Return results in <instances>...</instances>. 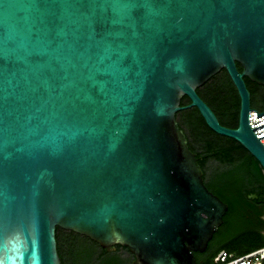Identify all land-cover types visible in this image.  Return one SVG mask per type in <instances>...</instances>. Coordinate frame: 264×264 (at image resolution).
<instances>
[{
    "label": "water",
    "instance_id": "water-1",
    "mask_svg": "<svg viewBox=\"0 0 264 264\" xmlns=\"http://www.w3.org/2000/svg\"><path fill=\"white\" fill-rule=\"evenodd\" d=\"M222 70L236 129L196 93ZM244 78L264 87V0H0V264H62L56 228L197 264L228 205L175 116L196 108L264 173Z\"/></svg>",
    "mask_w": 264,
    "mask_h": 264
},
{
    "label": "trees",
    "instance_id": "trees-1",
    "mask_svg": "<svg viewBox=\"0 0 264 264\" xmlns=\"http://www.w3.org/2000/svg\"><path fill=\"white\" fill-rule=\"evenodd\" d=\"M236 66L241 72L240 65ZM244 82L250 93L251 108L264 112V87L247 78H244ZM196 93L211 109L222 127L237 128L240 100L225 70L196 89ZM189 104L187 97H183L180 101L182 107ZM175 119L187 139L189 149L196 154L202 171H205L207 162H214L215 167L209 170L211 184H205V186L213 195L228 205V215L222 233L214 236L212 242L208 243L207 249L211 248L212 252L207 256L203 253H195L196 263L214 264L215 257L223 251L236 258L264 247V236L260 233L252 236L237 235L236 237L231 233V221L239 220L240 207L247 195L261 193L260 195L264 196V173L260 165L236 141L212 132L196 108L178 112ZM84 240L90 241L73 232L56 228L57 249L63 248L69 264L89 263L86 251L81 247V241Z\"/></svg>",
    "mask_w": 264,
    "mask_h": 264
},
{
    "label": "flooded vegetation",
    "instance_id": "flooded-vegetation-1",
    "mask_svg": "<svg viewBox=\"0 0 264 264\" xmlns=\"http://www.w3.org/2000/svg\"><path fill=\"white\" fill-rule=\"evenodd\" d=\"M215 167L214 162H207L205 164V171L203 172L204 184H211V173L209 170ZM259 194L247 195L246 200L241 204V216L238 221H231L232 236L248 235L252 236L256 233H260L264 236V196ZM228 210L223 217V224L218 228V231L213 235L217 236L222 229L227 218ZM212 240L210 242H212ZM81 247L86 251V255L89 258L88 264H133L134 256L129 251L121 246H114L111 251H107L98 244L92 241H81ZM58 255L62 264H69V259L63 250V248L57 249ZM212 252L211 248H208L203 254L207 256Z\"/></svg>",
    "mask_w": 264,
    "mask_h": 264
},
{
    "label": "built area",
    "instance_id": "built-area-1",
    "mask_svg": "<svg viewBox=\"0 0 264 264\" xmlns=\"http://www.w3.org/2000/svg\"><path fill=\"white\" fill-rule=\"evenodd\" d=\"M254 110V109H253ZM256 111V110H255ZM249 111L247 115L249 128L252 130L264 124V115L256 117L258 111ZM254 136L258 139L264 136V126L253 131ZM260 144L264 147V138L259 139ZM214 264H264V247L259 248L245 256L233 258L226 252H220L214 259Z\"/></svg>",
    "mask_w": 264,
    "mask_h": 264
}]
</instances>
